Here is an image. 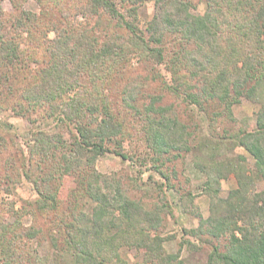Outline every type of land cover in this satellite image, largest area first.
<instances>
[{
	"label": "trees",
	"instance_id": "trees-1",
	"mask_svg": "<svg viewBox=\"0 0 264 264\" xmlns=\"http://www.w3.org/2000/svg\"><path fill=\"white\" fill-rule=\"evenodd\" d=\"M2 1L0 112L28 120L39 113L52 126L31 133L0 164V189L10 192L23 178L37 195L30 227H21L13 206L0 215V264H127L122 247L151 264L176 261L157 233L162 214L171 213L168 202L148 208L127 182L97 172L96 160L108 153L139 174L148 165L158 191L178 195L199 220L193 236L206 235L211 247L205 264H264V190L255 187L264 181V0H36L38 14L23 10L27 0H9L5 13ZM147 1L154 14L141 28L137 8ZM161 64L170 84L151 68ZM151 69L153 90L143 94L139 80ZM241 98L259 105L250 131L233 126L232 107ZM191 107L206 121L204 141L194 122L181 121ZM133 142L141 154L131 152ZM4 144L0 137L1 152ZM228 145L243 149L252 164L241 155L218 161ZM194 149L204 154L196 165L206 176L204 219L181 178ZM229 175L236 188L221 197L220 181ZM10 212L13 223L6 221ZM39 218L52 262L29 255L22 243L41 234ZM220 240L223 249L214 244Z\"/></svg>",
	"mask_w": 264,
	"mask_h": 264
},
{
	"label": "rangeland",
	"instance_id": "rangeland-1",
	"mask_svg": "<svg viewBox=\"0 0 264 264\" xmlns=\"http://www.w3.org/2000/svg\"><path fill=\"white\" fill-rule=\"evenodd\" d=\"M2 10L5 13L11 11V4L9 0H3L1 4ZM204 5L201 3L198 7L199 12L204 11ZM23 10L38 14L40 9L36 0H27L23 4ZM154 14V3L147 1L141 3L137 8V18L141 28H144L146 23L152 18ZM75 20L82 21L80 16L76 17ZM49 38H53V33L48 34ZM132 67H138L135 59L131 60ZM153 68L159 73L167 84H170V74L164 67V64L155 65ZM139 72H146L140 70ZM154 71L146 74L147 77L140 78L139 82L142 84L143 94L148 91H152L153 88L148 82V77L152 75ZM84 81V80H83ZM259 105L255 102H251L245 98H241L239 102L232 107L233 118L235 119V129H241L250 131L255 126V113L258 111ZM43 116L39 113L32 114L29 116V120L25 117L14 114L11 110L0 112V137L5 141L4 152L0 151V164L4 161L8 155H14L21 151L24 145L30 141L31 133L39 129H48L52 126L51 121H46L42 118ZM181 121L191 125L195 123L198 127V138L204 141L208 136L207 124L203 117L195 111L192 107L188 108L187 111L181 115ZM232 126V124L224 125V127ZM140 145L132 143L130 149L133 153V149H138L141 154L142 147ZM4 148V147H3ZM217 160L221 161H234L238 155L244 156L249 164H252V159L245 153L240 147L228 145L225 149L219 152ZM204 154L198 149L192 150L186 157L183 165V177L187 179L188 184L183 186L188 189L193 196V209L201 215V217L207 218L209 215V199L206 194L202 191L201 185L206 180L205 174L198 169L197 164L201 165ZM146 167V169H145ZM141 168V174L136 173L137 169L132 167V163L128 160H123L120 157L108 153L98 158L95 163L96 171L104 175H114L116 178H120L123 182V186L126 187L128 183L129 193L132 197H136L141 200L144 206L153 207L154 205H160L161 202L167 201L171 213H163L164 222L162 227L158 230V235L164 239L162 244L164 254L177 256L175 262L170 264H176L180 261L182 264H205L207 256L211 250L206 235L193 236V231L198 227V218L195 215L190 214L187 210H184L179 203L178 195L173 191H158V183L160 182L159 177L154 175L148 165ZM150 176V178H149ZM152 178V179H151ZM73 187V186H72ZM257 191L264 190V181H258L255 183ZM236 188L235 178L229 175L226 179L220 181V192L221 197H225L230 190ZM66 192L63 190L60 192L59 197L65 199ZM165 197V200L164 198ZM37 199L36 193L32 190L29 183L23 178L19 183L11 186L10 192L0 189V215L7 212V208L13 206L12 211H17L20 219V225L23 228L30 227L33 224V212L35 213V201ZM65 205V204H63ZM85 206L84 209H87ZM6 221L13 223L15 216L7 213ZM39 220H41L39 218ZM48 221V219L46 220ZM40 227L43 225L44 229L41 230V234L32 240H22L25 248L29 250V255L33 256L35 253L41 258H46L48 262H52L54 258L53 250L51 249L46 231L47 228L45 223L41 220ZM36 227H38L36 223ZM154 234L153 232L151 233ZM189 241L193 246L183 245L182 241ZM223 247L224 241L220 240L214 242V244ZM223 249V248H222ZM120 257L127 264H151L146 261V257L138 252L134 248L122 247L119 250ZM174 261V260H173Z\"/></svg>",
	"mask_w": 264,
	"mask_h": 264
}]
</instances>
